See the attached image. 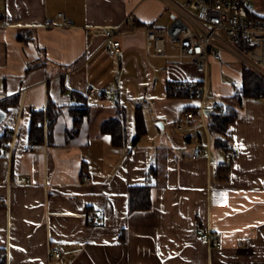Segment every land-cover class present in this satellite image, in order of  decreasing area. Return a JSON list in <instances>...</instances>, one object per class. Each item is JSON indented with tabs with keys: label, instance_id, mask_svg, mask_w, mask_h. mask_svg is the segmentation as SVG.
Wrapping results in <instances>:
<instances>
[{
	"label": "crops",
	"instance_id": "crops-1",
	"mask_svg": "<svg viewBox=\"0 0 264 264\" xmlns=\"http://www.w3.org/2000/svg\"><path fill=\"white\" fill-rule=\"evenodd\" d=\"M0 15V104L18 98L0 106V138L14 142L10 160L0 155L6 264H264V99L244 102L226 151L199 120L180 130L191 105L169 98L172 81L205 78L215 100L232 97L244 66L224 54L204 76L189 60L149 56L147 34L173 22L161 0H0ZM117 26L121 47L109 48L105 29ZM150 93L158 96L156 128L144 111ZM79 96L90 110L69 138ZM49 102L61 107L53 135L45 116L44 139L30 149L33 113ZM118 102L127 108L125 147L100 133ZM139 108L147 133L134 144ZM196 147L205 154L193 159ZM225 165L228 179L220 178ZM149 180L151 209L130 213L129 187ZM198 228L223 247L210 248Z\"/></svg>",
	"mask_w": 264,
	"mask_h": 264
},
{
	"label": "built area",
	"instance_id": "built-area-1",
	"mask_svg": "<svg viewBox=\"0 0 264 264\" xmlns=\"http://www.w3.org/2000/svg\"><path fill=\"white\" fill-rule=\"evenodd\" d=\"M161 1L173 14V22L167 28H156L147 34L146 50L149 56L179 63L189 60L196 65L199 73L206 76L211 60L219 61L224 54H229L264 79V16L261 8H252V0ZM2 22L3 17L0 15V26H3ZM119 30V26L105 29L107 47H121L117 37ZM89 92H95V88L91 87ZM169 94L176 98L201 100L198 106L190 107L180 115L178 128L185 129L184 121L199 120L210 139L208 115L214 111L226 114L227 110L221 100H215L211 106H207L210 92L206 78L202 81H172L169 84ZM78 102L79 98L74 97V103ZM45 123L46 121L44 126ZM8 134L12 136L11 132ZM36 144L37 140H34L30 149H35ZM13 152V140L0 146V155L4 158L10 160ZM207 153H210L209 140ZM204 154L201 147H196L193 159H198ZM229 157L233 160L235 154ZM86 182H89V178ZM88 219L95 227L101 225L96 211L90 212ZM197 234L210 248L223 247V240L217 238L211 229L198 228ZM53 254L61 256L58 250Z\"/></svg>",
	"mask_w": 264,
	"mask_h": 264
},
{
	"label": "trees",
	"instance_id": "trees-1",
	"mask_svg": "<svg viewBox=\"0 0 264 264\" xmlns=\"http://www.w3.org/2000/svg\"><path fill=\"white\" fill-rule=\"evenodd\" d=\"M80 103L72 106L70 112L75 119V127L68 131V137L74 136L79 130V126L85 116L89 114L90 107L87 105L86 99L79 96ZM264 99V79L244 66L243 82L240 89L236 90L232 97L224 98L222 101L226 107V114H220L216 111L208 115V126L211 135L214 138L215 145L226 151L230 148L229 128L240 115V110L246 100H262ZM17 97L3 101L0 106L7 109L10 105L17 104ZM61 113V107L54 102H49L47 109L38 110L33 113L31 123V141L37 140L40 143L44 139V117L48 120V134L50 138L57 124ZM135 136L133 143L137 144L140 139L147 133L146 122L141 109H137L135 116ZM101 134L110 135L112 143L115 147H125L128 144L127 137V108L117 103L115 106V114L104 121L100 129ZM3 137L0 138V146L4 144ZM231 165H225L221 168L220 178L228 179ZM152 179V175H151ZM153 184L149 180L144 185H133L128 189V206L129 212L146 211L152 207L151 190ZM0 264H6L4 251L0 250Z\"/></svg>",
	"mask_w": 264,
	"mask_h": 264
},
{
	"label": "rangeland",
	"instance_id": "rangeland-1",
	"mask_svg": "<svg viewBox=\"0 0 264 264\" xmlns=\"http://www.w3.org/2000/svg\"><path fill=\"white\" fill-rule=\"evenodd\" d=\"M252 2H253V5H252L253 9H260L261 8V9H263L262 11H264V0H252ZM231 58L234 61V62L231 63L232 67L238 69V65H242V63H240L234 57H231ZM221 77H222L223 80L226 79L227 81H229L228 78H227V75L223 74V72L221 74ZM224 77H226V78H224ZM238 86H240V84H238ZM210 88H211V85H210ZM210 88H209L210 97L207 100V106H211L212 103L214 102V100L217 99L216 97L211 96L212 93H211V89ZM157 97L158 96H156V94L150 93L149 98H148L149 102H147L145 104V106H144V109H145L144 111L146 113L148 123H149V125L151 127L157 126V121H158V114L157 113L159 112V109H158V106H157ZM169 98L176 99L177 101L179 100V101H181L183 103H188L189 105H191V107L192 106H198L201 103V100L197 99V98H186V97H177L176 98V97H171V96ZM184 107L182 108L181 111L184 110Z\"/></svg>",
	"mask_w": 264,
	"mask_h": 264
},
{
	"label": "water",
	"instance_id": "water-1",
	"mask_svg": "<svg viewBox=\"0 0 264 264\" xmlns=\"http://www.w3.org/2000/svg\"><path fill=\"white\" fill-rule=\"evenodd\" d=\"M207 113L209 114V111H207ZM6 117H7V112L0 108V125L4 122Z\"/></svg>",
	"mask_w": 264,
	"mask_h": 264
}]
</instances>
